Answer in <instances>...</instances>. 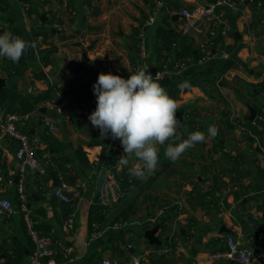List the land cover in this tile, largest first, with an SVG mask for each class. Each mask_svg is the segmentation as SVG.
<instances>
[{
    "label": "crops",
    "instance_id": "0c3cea01",
    "mask_svg": "<svg viewBox=\"0 0 264 264\" xmlns=\"http://www.w3.org/2000/svg\"><path fill=\"white\" fill-rule=\"evenodd\" d=\"M41 1V6L39 2L35 3L40 11L46 12L47 19L52 21V34L48 36V40L58 46L54 63L46 66L41 64L39 44L30 48L16 70L4 72V85L11 91H22L30 84L33 90L47 91L52 89L54 83L66 90L74 72L73 66L78 63L82 64V71L89 78L91 93L102 72L119 76L123 74L127 79L142 66H147L153 79H156L155 73L161 64L156 56L158 26L163 25L178 32V42L163 64L170 70L175 50L181 49L188 41L205 44L209 38L206 34L208 23L200 21L188 32L185 42L180 40L184 32L180 11L195 4H203L200 0H163L154 23L146 29L145 19L154 8V0H73L71 4H68L69 0ZM25 2L27 0H0V21L9 30L12 25L15 26L21 32L22 39L33 43L34 37L50 25L41 24L45 20L39 19L35 13L28 14ZM229 2L221 24H213L219 31L214 30L211 35L220 33V36L212 53L204 60L191 61L177 73L168 72L158 79L160 84L167 78L185 83L197 69L228 58L235 61V67L224 74L223 84L216 89L211 91L208 87L193 84L187 90H180L175 99L178 105L177 131L182 139H186L191 132L202 131L206 135V141L188 149L175 162L167 159L164 153L168 143L175 144L178 141L173 138L165 145H158L157 170L143 180L133 177L124 195L103 209L101 222L94 224L96 230L93 231H98L95 238L91 239L93 231H89L87 224L90 207L96 201L99 173L108 167L110 150L113 148L117 151L118 160L125 154L116 145L120 140L113 139L110 133L108 137L101 138L100 130H95L86 122L69 119L64 123L60 122V115L52 102L40 105L45 106L46 111H40L41 114L32 112V116L23 123L30 138L35 139V152L43 150L42 156L38 157L40 162L43 158L50 157L46 150L48 145H55L61 155L70 159L66 166L72 168L71 173L77 174L73 183L80 182L84 186L80 199L71 197L69 201H63L54 193L52 178L54 174L59 181L61 175L50 169L47 174H38L35 170L25 168L26 190L30 195L27 197V206L37 228L42 234L46 233L43 229L48 230L47 234L51 233L57 249L61 246L69 249L67 259L56 253L54 258L57 264H98L101 259L131 264L132 255L155 245H158L155 247L161 252L144 257L143 264H231L207 258L208 252L226 246L228 235H241L243 243L255 250L264 249V174L257 172L256 155L253 151L257 141L252 145L236 142L239 130L234 125L236 117L249 114V106L255 100L247 91L249 83L261 78L255 76L254 72H264V19L251 35V1L242 4ZM134 4L146 13L145 19L135 20L141 13ZM176 4L183 6L178 7ZM176 13L180 16L173 19L171 16ZM4 18L8 20L7 25L3 22ZM88 25L97 28L88 29ZM134 26L138 28L135 30ZM223 26L225 35L221 34ZM77 30L80 32L77 33ZM140 33L146 39L144 54L140 53L137 44ZM62 34L67 38L61 40ZM72 41H80L81 44L71 45ZM92 41H95L94 46L91 50H86V46ZM226 45L233 46L231 54L224 50ZM85 50L89 61L77 62ZM223 52L226 57L222 55ZM35 73L38 77L34 76ZM31 77H34L33 81ZM73 106L76 108V105ZM76 110L81 112L78 108ZM224 112L227 116L223 115ZM46 119L55 123L57 129L49 131ZM225 120H229L230 124H226ZM62 125L68 131L67 140H64L60 128ZM211 125L218 128L215 139L207 138V129ZM215 141L222 146L214 148ZM79 145L85 151L91 167H84L77 160ZM15 146L13 139L0 138V196L9 198L13 204V210L9 214L0 215V243L4 240L6 244V249L0 250V259L5 261L8 253L14 257L10 249L21 243L25 245V255L19 264H27L29 250L26 246V227L22 211L17 206L15 184L19 161L14 155ZM262 149V158L259 159L261 166L264 165V146ZM46 152L49 154L44 157ZM116 167H121L118 161ZM214 180L218 185L221 184L220 190L215 192L220 197L218 208L207 193ZM235 191L239 194L238 200L234 198ZM220 195L226 198L227 205H224ZM132 204L134 212L131 218L122 222L115 221L120 212ZM252 207L258 211V219L253 218ZM68 208L73 210V225L66 233L63 231V218ZM173 213L176 215L168 218L164 226H158L154 233L160 244H150L143 235L144 230L157 226L154 223L159 217ZM145 223L150 226L145 227ZM112 234H118L121 238L115 239ZM170 242L172 246H169ZM32 244L34 245L33 242ZM255 264H264V259Z\"/></svg>",
    "mask_w": 264,
    "mask_h": 264
},
{
    "label": "trees",
    "instance_id": "16d2710c",
    "mask_svg": "<svg viewBox=\"0 0 264 264\" xmlns=\"http://www.w3.org/2000/svg\"><path fill=\"white\" fill-rule=\"evenodd\" d=\"M203 4H207L208 2H215L216 0H200ZM233 1L236 4H242L245 3L248 0H228ZM262 0H252L250 5L251 9L253 10V19L249 24V28L251 31H253L255 28L258 27V25L261 23V21L264 19V15L261 12L260 7L258 6V3ZM41 6L42 1L41 0H27V7L26 11L28 14H34L37 15V17L40 19L41 15L47 16L45 11H40L39 7L37 6V3ZM73 0H69L68 4H71ZM89 2V1H88ZM178 7H182L183 5L176 4ZM220 8L216 11L218 12ZM3 22L8 24V20L6 18L3 19ZM48 23L50 26L48 28H45L44 30L40 31L37 35L41 36V39L39 41L40 48L38 50L39 52V59L42 65L46 66L48 64L54 63V54L56 53L58 46L56 43L50 42L48 40V36L52 34L50 31V28L52 26V21H49L47 18L43 23ZM216 32L219 31V28H215L214 25L211 23L208 25V29L206 31V34L208 35V42L203 44V46H200L198 43H195L194 41H188L186 42L181 49L175 50V58L174 62L176 60L184 61L185 64H189L191 61L198 62L203 57H205L207 50L210 51V54L215 48V44L218 41V36H220V33H216L215 35H211V31ZM4 31L12 32L14 35L20 36L22 38L21 32L15 27L11 26L10 30L5 27L4 24L0 21V34H2ZM136 33V32H135ZM222 36V35H221ZM178 32L171 31L164 27L163 25H160L156 28V56L157 59L160 61L159 70L163 68V64H165L168 60V57L170 56L174 44L178 42ZM67 37L62 34L60 35V39L64 40ZM211 42V43H210ZM137 44H138V37H137ZM224 50L231 54L233 51L232 45H226ZM27 52L21 57L19 62L14 63L10 59L6 57H0V78L4 77V72L7 70L14 71L16 70L20 64L23 63L25 56ZM174 64V63H173ZM236 65L235 61L233 59H226L220 62H217L213 64L212 66L206 67V68H200L193 72L192 78L187 81L188 87H182L184 83L174 79V78H167L164 80V82L161 84L162 87L165 88V90L168 92V94L176 99L178 97V94L180 90H187L190 88L193 84H199L202 87H208L212 90L216 89L218 85L223 84L224 81V74L234 68ZM73 74L82 71V64L78 63L73 66ZM263 71H255V76H261V78L256 82L249 83V87L247 89L248 93L255 98L254 102L252 103L251 107L255 110L256 114L259 115L261 113L262 105L264 104L263 98L264 96L261 95V92L264 91V72ZM36 77H38L37 73H35ZM122 78L126 79V76L123 74H120ZM90 83L89 78L85 77L82 80H73L71 78L70 83L66 90H63L61 87L57 86L55 83L52 86L51 90L47 91H40V90H32L27 91V89H23L22 91H17L16 89H13L11 91L6 85L0 86V115L1 111L4 112H14L19 115H24L26 113H38L41 114L38 108L40 105L46 102H52L54 104L60 103L63 98L68 97L71 98L75 104L76 108L73 106V103L71 100L67 101L63 105V113L59 114L60 118L59 121L64 123L65 120L69 119L72 121L79 120L81 123H89L92 128L95 130H98L97 128L93 127L91 122L88 119V116L95 110L96 108V97L89 91ZM256 89L255 93L253 90ZM218 96V95H217ZM263 96V97H262ZM258 102V104H256ZM81 110V112H77L76 109ZM83 110L86 111L85 115H83ZM224 116H227V113H223ZM235 126L238 127L239 131H242L246 141H248L249 144H253V142L257 141V144L254 146L253 151L256 155L255 162L257 164V172L260 175L264 174V165L261 166L259 164V158L258 155L262 153L264 146V125L261 126V128H257L256 125L253 123L252 120H249L246 116H240L235 119ZM248 136L252 137V141L247 140ZM217 138V136L215 137ZM214 138V139H215ZM221 143L218 141H215L214 148L221 147ZM50 153L49 158H43L41 163L45 166V173L47 174V171L54 170L59 175L62 176V179L67 181L70 184H73V180L77 178V174L75 172L71 173V167H67L66 163L70 162V159L68 156L61 155L59 153V149L53 145H48L47 149ZM43 150H36V156L41 157ZM116 150L111 149L110 150V157L108 162V167L113 171L117 179L120 181L121 187L123 191L127 188H129L131 182L133 181V177L129 175L128 169L126 167H116V163L118 161V157L116 155ZM77 160L79 163L84 167H91L90 162L86 156L85 151L82 149V146L79 145L76 153ZM37 172V171H36ZM39 174V172H37ZM216 184V185H214ZM221 187V184H217V181L214 180V183L211 184L210 189L207 191L208 195H210L211 202L215 205L216 208L220 206V197L219 195L215 194L216 190H218ZM220 190V189H219ZM30 195L27 194V197ZM234 198L236 200L239 199V194L235 191L234 192ZM69 201V200H68ZM20 204V199L17 195V206ZM107 206H103L99 203V201L96 199L95 203L91 205L89 216L87 220L88 229L89 231L96 230L94 229V224L97 222H101V215L103 214V209H105ZM134 212V205L128 206L126 209H124L120 214L115 218V221H125L129 218H131L132 214ZM73 215V210L71 208H68L65 210V215L63 220H66L68 217ZM176 215V213H173L171 215H166L163 217H159L158 220L155 221L154 225L157 226H164V222L168 218H173ZM33 221V227L34 229L40 233L41 231L37 228V224L34 222L33 217L31 216ZM114 221V222H115ZM64 222V221H63ZM25 225V224H24ZM145 227L150 226V224L145 223ZM46 231L45 234H47V229H43ZM49 234V233H48ZM26 237H27V249L29 252L32 251L34 248V245L32 244V240L27 232L26 229ZM112 237L115 239H120V235L118 234H112ZM171 242L169 243V246H172ZM5 241L2 240L0 243V250L4 251L3 249H6ZM25 245L18 243L11 247V251L14 254V257H11L10 253L7 254V258L4 261V264H19L22 260V258L25 255ZM158 246V245H155ZM7 251V250H6ZM46 261L43 260V264H45Z\"/></svg>",
    "mask_w": 264,
    "mask_h": 264
},
{
    "label": "built area",
    "instance_id": "2783aa9c",
    "mask_svg": "<svg viewBox=\"0 0 264 264\" xmlns=\"http://www.w3.org/2000/svg\"><path fill=\"white\" fill-rule=\"evenodd\" d=\"M252 1V0H250ZM163 0H154V8L152 12L145 19V25L151 26L157 15L159 7L162 5ZM230 4L228 0H216L215 2H208L207 4H195L190 8H184L180 12L183 16L182 31L189 32L198 22L204 21V23L209 24H221L225 7ZM258 6L261 9V12L264 15V0L258 3ZM220 10L216 12L218 9ZM213 34V31H211ZM221 34L225 35V27L223 26ZM251 35L254 34L253 31L250 32ZM41 36L34 37L33 43L37 47ZM203 46L202 44H199ZM138 49L141 54H144L146 51V39L143 33L138 35ZM210 55V51L207 50L205 57L201 60L206 59ZM222 55L226 57V53L223 52ZM184 61L176 60L173 64L172 69H167V66L164 65L163 69L158 70L155 73V77L161 78L166 73H177L185 67ZM173 70V71H172ZM137 71V70H136ZM135 73V72H134ZM87 77L86 73L79 71L71 75L73 80H82ZM31 80H34V77H31ZM31 84L27 86V91H32ZM261 95L264 96V91L261 92ZM262 96V97H263ZM71 100L73 105H76L75 102L68 97L63 98L60 103L54 104L56 111L61 114L63 113V105L67 101ZM48 103V102H46ZM1 110V107H0ZM86 113L85 110H83ZM32 116L31 113H26L24 115H19L14 112H4L1 111L0 115V138L9 137L13 139L16 143L14 155L19 161V172L16 180V192L20 199L19 208L22 211V217L27 229V232L34 243V248L28 254L27 264H43V260L46 261L45 264H57L55 260L56 253H60L64 256V259H67L69 255V249L61 246L60 249H57L53 236L50 234H40L33 227V221L31 218L29 207L27 206V190H26V177H25V168L35 170L39 173H45V166L40 162L36 156L33 143L35 139H31L27 131L23 128V123ZM49 131H54L57 129L55 123L51 120L46 119ZM253 123L257 128H261L264 124V105L261 108V113L256 115ZM96 128V127H95ZM98 129V128H97ZM99 130V129H98ZM237 140L240 143H245V138L243 137L242 131H239L237 135ZM48 152L44 153V157L48 156ZM258 158L261 159V154L258 155ZM1 179V176H0ZM96 190V199L103 206H107L109 203L118 201L123 195L124 191L121 187L120 181L117 179L113 171L106 167L99 173V179L97 182ZM84 186L83 183H73L70 184L62 177H60L59 184L54 188V193L63 201L70 200L71 197L81 198L82 190ZM70 195V197H69ZM13 210L12 201L5 197L0 196V215H7ZM253 218L258 219V211L255 210V207H252ZM73 225V217L70 216L63 222V231L68 233ZM98 235V231H93L91 233V239L95 238ZM161 250L155 246H148L144 248L140 253L132 255L131 264H143L142 259L149 256L152 253H160ZM207 258L211 260H224L231 264H255L258 261L264 259V249L255 250L250 247L248 244L242 242L241 235H228L226 238V246L222 249H217L207 253ZM0 264H4V260L0 259ZM98 264H119L117 260L112 259H101Z\"/></svg>",
    "mask_w": 264,
    "mask_h": 264
},
{
    "label": "clouds",
    "instance_id": "9594fccd",
    "mask_svg": "<svg viewBox=\"0 0 264 264\" xmlns=\"http://www.w3.org/2000/svg\"><path fill=\"white\" fill-rule=\"evenodd\" d=\"M35 48L12 32L0 34V57L17 63L30 49ZM153 79L147 66H142L127 79L112 73H100L93 85L96 108L88 116L93 127L100 130L101 138L119 139L124 150L118 164L128 169L129 175L145 179L157 170L158 145L174 138L178 143H168L165 157L177 161L188 149L206 141L202 131H194L182 139L177 131L178 105L164 87ZM182 87H188L185 82ZM218 128L211 125L207 138H215Z\"/></svg>",
    "mask_w": 264,
    "mask_h": 264
},
{
    "label": "water",
    "instance_id": "95a60500",
    "mask_svg": "<svg viewBox=\"0 0 264 264\" xmlns=\"http://www.w3.org/2000/svg\"><path fill=\"white\" fill-rule=\"evenodd\" d=\"M134 6L137 7V8H139L137 4H134ZM151 6L153 7V5H151ZM140 13H141V16L140 17H136L135 18L136 21H139L140 19H145L146 13L142 9H140ZM179 16H180V14L179 13H176V14H173L171 17L173 19H176ZM46 18L47 17L45 15H41L40 16V19L41 20H45ZM87 28L88 29H96L97 27L88 25ZM137 28L138 27H135V26L133 27V29H135V30ZM146 28H147V26H144V29H146ZM79 32L80 31L77 30V33H79ZM188 35H189L188 32H183L181 34V36H180V40L183 41V42H185L187 40V38H188ZM80 44H81L80 41H72L71 42V45L80 46ZM94 44H95V41H92L88 46H86V50H91L92 47L94 46ZM86 50L82 52V57H81V59L77 60V62L87 63L89 61V58L87 57ZM41 73H43V71H41ZM4 84H5L4 78H0V86H2ZM253 91L256 93V90L255 89ZM38 110L39 111H42V112H45L46 111V107L45 106H41V107L38 108ZM255 115H256L255 110L251 106H249V114L246 117L249 120H252V119L255 118ZM225 123L228 124V125L230 124L229 123V120H225ZM77 124L79 125V123H77ZM60 128H61V131H62V133L64 135V140H67L68 139V135H67V132L68 131H67V129L63 125ZM248 139L249 140H252L251 137H249ZM116 145H117V147H120L121 149H123V147L121 145V142L117 143ZM26 169H29V168L26 167ZM52 178H53V185H55V187H56L59 184L58 178L54 174H52ZM220 196H221V200L224 203V205H227L226 198L224 196L222 197V195H220ZM69 197H70V195H69ZM157 229H158V226H154L153 228L146 229L143 232L144 237H146L148 239V241H149L150 244H154V245L155 244H160V240L157 237L154 236V233H155V231ZM26 254H28V252H26Z\"/></svg>",
    "mask_w": 264,
    "mask_h": 264
},
{
    "label": "rangeland",
    "instance_id": "374dc122",
    "mask_svg": "<svg viewBox=\"0 0 264 264\" xmlns=\"http://www.w3.org/2000/svg\"><path fill=\"white\" fill-rule=\"evenodd\" d=\"M185 65H187V64H185ZM263 101H264V98H263ZM264 105V104H263ZM262 105V106H263ZM81 111V110H80ZM257 115V114H256ZM256 115H255V117H256ZM247 116V115H246ZM240 117V116H239ZM237 118V117H236ZM253 120H255V118L254 119H252V121ZM235 125V124H234ZM264 125V124H263ZM238 128V127H237ZM239 130V129H238ZM238 133H239V131H238ZM243 134V133H242ZM238 135V134H237ZM243 137H244V135H243ZM249 137H251V136H248V138ZM245 138V137H244ZM252 138V137H251ZM247 140H249V139H247ZM245 141H246V139H245ZM249 141H252V140H249ZM236 142H238L239 144H245V143H248V141H246L245 143H240L238 140H237V136H236Z\"/></svg>",
    "mask_w": 264,
    "mask_h": 264
}]
</instances>
